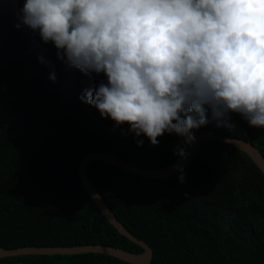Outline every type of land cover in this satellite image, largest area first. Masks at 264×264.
I'll list each match as a JSON object with an SVG mask.
<instances>
[{
    "label": "trees",
    "instance_id": "16d2710c",
    "mask_svg": "<svg viewBox=\"0 0 264 264\" xmlns=\"http://www.w3.org/2000/svg\"><path fill=\"white\" fill-rule=\"evenodd\" d=\"M24 3L0 0V248L102 244L142 253L84 190L80 164L85 156L104 152L161 169L189 145L165 133L152 146L127 124L117 128L82 102L85 89L94 90L107 78L58 59L52 43L21 23ZM206 115L208 123L193 130L195 137L213 131L243 139L264 156V127H249L235 113L233 128L217 126L211 109ZM87 172L119 221L153 249L151 264H264V173L234 146L204 145L183 171V183L180 174L154 180L102 160L91 162ZM1 261L130 264L96 253Z\"/></svg>",
    "mask_w": 264,
    "mask_h": 264
},
{
    "label": "clouds",
    "instance_id": "9594fccd",
    "mask_svg": "<svg viewBox=\"0 0 264 264\" xmlns=\"http://www.w3.org/2000/svg\"><path fill=\"white\" fill-rule=\"evenodd\" d=\"M20 21L58 59L102 73L81 101L152 146L165 133L194 143L208 109L217 126L235 113L264 127V0H25Z\"/></svg>",
    "mask_w": 264,
    "mask_h": 264
},
{
    "label": "water",
    "instance_id": "95a60500",
    "mask_svg": "<svg viewBox=\"0 0 264 264\" xmlns=\"http://www.w3.org/2000/svg\"><path fill=\"white\" fill-rule=\"evenodd\" d=\"M213 141H221L245 152L264 173V156L261 151L251 142L239 138L222 136L216 132H204L196 137L194 143L190 144L186 149V158H179L175 163L161 169H146L134 165L125 160H121L112 154L97 152L85 156L79 167V177L84 190L93 198L97 206L100 208L107 220L117 229V231L127 237L130 241L137 244L143 249L142 253H135L125 249L116 248L109 245H80V246H48V247H32L26 246L17 249L0 248V264H35L29 262H3L4 258H12L19 256H54V255H80L87 253L105 254L130 264H151L154 257V251L145 241L136 237L119 221L107 205L103 196L91 182L88 176V166L95 160H102L118 166L130 173L143 178L154 180H167L180 174L179 169L185 171L195 159L199 150L206 144Z\"/></svg>",
    "mask_w": 264,
    "mask_h": 264
}]
</instances>
